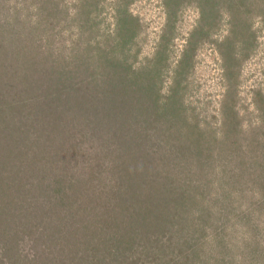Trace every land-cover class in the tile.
Wrapping results in <instances>:
<instances>
[{
	"label": "rangeland",
	"instance_id": "rangeland-1",
	"mask_svg": "<svg viewBox=\"0 0 264 264\" xmlns=\"http://www.w3.org/2000/svg\"><path fill=\"white\" fill-rule=\"evenodd\" d=\"M2 98L0 168L28 229L0 264H264V0H0ZM81 105L138 114V180L117 168L129 149L78 148ZM70 175L103 181L61 198Z\"/></svg>",
	"mask_w": 264,
	"mask_h": 264
},
{
	"label": "trees",
	"instance_id": "trees-1",
	"mask_svg": "<svg viewBox=\"0 0 264 264\" xmlns=\"http://www.w3.org/2000/svg\"><path fill=\"white\" fill-rule=\"evenodd\" d=\"M7 56H9V55H7ZM24 58H27V56H24V57L21 58L22 61H24V63H25L26 59H24ZM37 62L40 63V59H38ZM131 73H133V71H130V74ZM137 89L136 90L134 89L135 91L133 90V92L131 91L133 93V96L135 95V92L138 93ZM64 92H65V90H58V89H56L54 87L51 90L50 93H48V91H47V93L44 94L46 97L49 98V102H50L49 106L50 107H53L54 105H57V107L54 106L55 109L53 111H55V110H57V109H59L61 107V103H59L60 101H57L58 100L57 99V95L64 94ZM139 96H140V94H138V97ZM54 98L56 99L55 101H54ZM52 100L54 102H52ZM138 101H139V99H138ZM1 103H3V98H2V100H0V109H2ZM134 103L135 102H133V105H132V102H131L129 104V106H133V107L136 106ZM49 106H47V108ZM81 107H82V109L77 110V111H74V109H70V110L67 111V112L70 111V113H71V111L75 112V115L72 114L71 120L73 122L76 121V124L78 125V129H80L79 132L76 133V136L78 134L80 136L78 138V148L80 147L81 149L84 148V150H86L87 140L91 137V135H93V136L97 135L96 137H97V139L100 142L96 143V145L98 147L100 145L101 148H102V149L99 148V153L100 154L101 153H106V150H107L108 147L109 148L112 147L111 150L114 151V154L115 153L117 154L118 152L120 153L121 150L127 151L129 149L128 151H131L130 154L127 151L122 156L123 158H121V156H120V159H122V160H121L120 164L117 163V165H118L117 168L124 175H126L125 174L126 172L131 173L132 176H133L131 181L138 180V174L136 176H134L136 174V171L134 169H129L130 168L129 166L137 165L136 163H138V166L140 164H142L140 159L145 156L143 152L145 151L146 148L138 147V144H139L138 141L143 139V137H147L148 139H150L149 135H146V134L142 133L139 130L137 132L135 130V128H134V126H135V124H136V122L138 120V114H135V116L132 118L131 116L126 115V112H125L126 109L124 111L122 109H120V113H119L120 119H119V121H115V120H111L110 115H109V111H108L107 114L104 113V110H105L104 107H98L96 109L95 113L92 112L89 109V106L81 105ZM121 108H122V106H121ZM127 116H129V118H126ZM138 125H139V122H138ZM14 130H16L19 133V129L18 128L14 127ZM72 137L73 136H70L69 139H71ZM147 142L149 143V140H147ZM195 143H197V142H195ZM186 149H187L186 147L181 145L178 148L179 151L178 150L177 151L179 153H182ZM112 151H111V153H112ZM33 157H39L38 161L40 160L42 164L45 163L43 158L40 156V154L38 152L35 153ZM4 158L6 159L5 156H2V159L4 161H6ZM2 159H0V164L2 162ZM31 160L32 159H30V161H27L26 164H24L21 167L22 168L21 170H26L27 171V170H29V168H31L32 170H34V168H35V170H37L38 166H42V164H40L38 166H36V164L34 165L33 164V163H35L34 159L32 161ZM58 165L61 166V162L60 163L58 162ZM0 167H1V165H0ZM127 167H129V168H127ZM60 168L61 167H58L56 164L50 162V165L48 167V169H50V172H48V171L47 172L50 173V174L51 173L55 174L56 175V179H57V177L59 175V172L64 170V169H60ZM4 169L0 168V218L1 217L3 218V219H0V220H2V222L6 223V224H8V222L12 223V225L15 226V227H13L11 231L6 233L4 238L1 237V240H0V253L3 250H5L6 245H8L7 243L11 242V246H15L14 245L15 241L20 242L21 239L24 237L23 232L21 230H27L28 229L25 226L20 227L21 224L19 223V222H21V217H24L22 212L19 211V209L21 207V203H24L23 200L25 201L27 197L23 198V196L21 194L22 193L21 184L20 183H19V185L17 184V179L16 178L13 179V180H10L11 183L8 182V181L6 182L4 180L6 178H2V174L4 172ZM6 169H8V168H6ZM44 170L45 169H43V166H42V171H44ZM139 173H140L141 178H142V176H143L142 165H141V168L139 170ZM100 176L101 175H97L94 178L87 179V180L86 179H84V180H82V179L81 180H76L75 176L73 178L70 175L68 189L62 188L63 190H60V192L57 191V194L61 198H67V197L70 198L76 192H78V194L82 193L83 195H86V192H87V190L89 188L95 189L96 186L98 185V183L99 182L101 183L103 181V178H101ZM71 178H72L73 182H71ZM70 183H73L76 186L74 187ZM70 185H71L72 189L75 188V189L72 190V191H74L73 193L69 192ZM140 185L143 186L141 183H140ZM79 188H85L86 190L82 189V191H79ZM56 190H59V189H56ZM58 200H59V198H57V197H54V199H53V197L51 198L52 202L57 203V204H62V203L58 202ZM119 202H121V201H119ZM237 205L239 207L241 205V202H238ZM221 208H222V205H221ZM232 209L233 208L228 209L227 211L225 210V211H223L220 214L219 217L222 220V222H223V220L225 222H227L229 220V217H228L227 213L232 212ZM48 211L49 210H47V209L44 210V211L39 210L38 214H41V215L43 214L42 216H39V215H37V213H35L36 214V217H35L36 222H35V226H32L33 227V232L36 233L40 228L43 229V225H45L46 227L47 226L50 227L49 223L54 224V223H52V218L57 219V215L58 214L57 215L56 214H53V215L52 214H48L47 213ZM16 214L19 215V218H17V219H19L18 220V224H15V216H16ZM42 233H43V230H42ZM28 236H31V234L29 233ZM136 238H137L136 236H132V238L130 240H134ZM217 242H220V241L217 240ZM221 242L223 243V241H221Z\"/></svg>",
	"mask_w": 264,
	"mask_h": 264
}]
</instances>
